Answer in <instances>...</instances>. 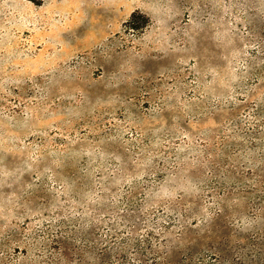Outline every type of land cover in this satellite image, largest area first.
Returning <instances> with one entry per match:
<instances>
[{
	"label": "rangeland",
	"instance_id": "1",
	"mask_svg": "<svg viewBox=\"0 0 264 264\" xmlns=\"http://www.w3.org/2000/svg\"><path fill=\"white\" fill-rule=\"evenodd\" d=\"M0 264H264V0H0Z\"/></svg>",
	"mask_w": 264,
	"mask_h": 264
}]
</instances>
